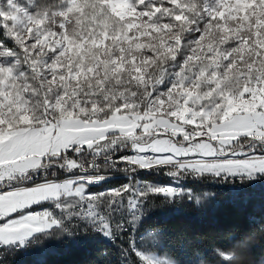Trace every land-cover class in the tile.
<instances>
[{
  "label": "snow or ice",
  "instance_id": "obj_1",
  "mask_svg": "<svg viewBox=\"0 0 264 264\" xmlns=\"http://www.w3.org/2000/svg\"><path fill=\"white\" fill-rule=\"evenodd\" d=\"M260 182L264 0H0V264L87 238L103 264H256L254 212L210 251L152 213L212 185L241 214Z\"/></svg>",
  "mask_w": 264,
  "mask_h": 264
},
{
  "label": "trees",
  "instance_id": "obj_2",
  "mask_svg": "<svg viewBox=\"0 0 264 264\" xmlns=\"http://www.w3.org/2000/svg\"><path fill=\"white\" fill-rule=\"evenodd\" d=\"M200 191L211 194L204 208L177 206L152 213V224L163 228L162 243L168 247H179V234L185 233L188 237H197L204 250L210 251L214 245L230 246L235 234L233 225L242 220V213L247 215L254 212L258 218L256 223L246 224L244 230L253 237L252 258L256 264H264V232L261 231L259 220L261 201L264 199V182L247 189L251 204L241 210V214L230 206L227 190L223 186L206 185ZM212 200L217 202L213 204L210 202ZM110 247L103 239L87 238L79 247H69L67 243L56 239L53 246L47 248L42 255L36 256V250H32L19 264H86V261L103 264L99 253Z\"/></svg>",
  "mask_w": 264,
  "mask_h": 264
},
{
  "label": "built area",
  "instance_id": "obj_3",
  "mask_svg": "<svg viewBox=\"0 0 264 264\" xmlns=\"http://www.w3.org/2000/svg\"><path fill=\"white\" fill-rule=\"evenodd\" d=\"M157 204H159V202L157 201ZM171 208L170 206H159V207H156L153 209V212H156V211H159V210H164V209H169ZM162 229V232H163V228L160 227ZM53 243H54V240L47 243L46 247L49 248V247H52L53 246ZM41 247H45V245H37L36 248H41ZM39 255H42V252L40 251H36V256H39ZM25 258H27V253H18L17 255L15 256H12V257H9L8 258V261H7V264H19V263H22Z\"/></svg>",
  "mask_w": 264,
  "mask_h": 264
},
{
  "label": "bare ground",
  "instance_id": "obj_4",
  "mask_svg": "<svg viewBox=\"0 0 264 264\" xmlns=\"http://www.w3.org/2000/svg\"><path fill=\"white\" fill-rule=\"evenodd\" d=\"M31 253H32V251H30ZM30 252H29V254H30Z\"/></svg>",
  "mask_w": 264,
  "mask_h": 264
}]
</instances>
